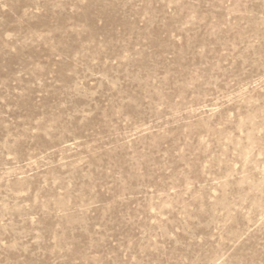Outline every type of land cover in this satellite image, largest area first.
I'll use <instances>...</instances> for the list:
<instances>
[{
  "label": "rangeland",
  "instance_id": "1",
  "mask_svg": "<svg viewBox=\"0 0 264 264\" xmlns=\"http://www.w3.org/2000/svg\"><path fill=\"white\" fill-rule=\"evenodd\" d=\"M0 264H264V0H0Z\"/></svg>",
  "mask_w": 264,
  "mask_h": 264
}]
</instances>
